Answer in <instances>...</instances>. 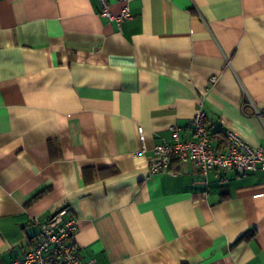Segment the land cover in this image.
<instances>
[{
    "label": "crops",
    "instance_id": "0c3cea01",
    "mask_svg": "<svg viewBox=\"0 0 264 264\" xmlns=\"http://www.w3.org/2000/svg\"><path fill=\"white\" fill-rule=\"evenodd\" d=\"M100 11L0 0V264L61 209L83 263L264 264V172L149 173L198 110L216 150L231 130L264 151V0H131L120 27Z\"/></svg>",
    "mask_w": 264,
    "mask_h": 264
},
{
    "label": "built area",
    "instance_id": "2783aa9c",
    "mask_svg": "<svg viewBox=\"0 0 264 264\" xmlns=\"http://www.w3.org/2000/svg\"><path fill=\"white\" fill-rule=\"evenodd\" d=\"M130 1L120 0L122 3L120 13L114 16L109 12L108 1L98 0L101 7L100 15L120 27L121 23L130 17ZM213 81L214 79L211 80ZM190 129L193 141L176 142L174 145L161 143L153 148V160L149 164L150 174L170 171V165L174 160L193 164L204 176L210 170L236 173L257 170L264 172V151L251 147L237 133L231 130L224 131L223 151H218L212 146V137L206 127L204 111H196L191 119ZM138 132L141 135L142 128H139ZM171 136L177 141L178 131L171 129ZM33 223L38 228L34 245L22 259L10 264H92L80 260L74 244L77 224L74 218L67 217L65 209L54 211L45 222L33 219Z\"/></svg>",
    "mask_w": 264,
    "mask_h": 264
}]
</instances>
